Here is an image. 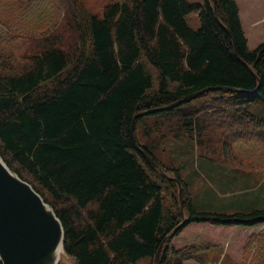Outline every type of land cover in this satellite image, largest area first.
Segmentation results:
<instances>
[{
  "label": "trees",
  "instance_id": "16d2710c",
  "mask_svg": "<svg viewBox=\"0 0 264 264\" xmlns=\"http://www.w3.org/2000/svg\"><path fill=\"white\" fill-rule=\"evenodd\" d=\"M214 2L217 18L212 0H117L86 15L68 0L64 28L41 35L32 50L24 36L0 44V157L52 207L73 264H154L182 220L178 182L186 221L163 241L155 264H208L207 252L219 247L173 244L194 225L220 233L264 226L261 208L196 207L191 180L157 156L166 137L202 146L209 128L225 124L226 136L218 137L225 160L233 142L264 128V118L248 109L264 103V39L250 50L237 2ZM194 10L196 28L187 20ZM207 87L220 88L134 118ZM132 125L137 146L175 179L135 147Z\"/></svg>",
  "mask_w": 264,
  "mask_h": 264
},
{
  "label": "rangeland",
  "instance_id": "374dc122",
  "mask_svg": "<svg viewBox=\"0 0 264 264\" xmlns=\"http://www.w3.org/2000/svg\"><path fill=\"white\" fill-rule=\"evenodd\" d=\"M68 0H36L26 2L25 0H0V44L4 45L5 41L13 42L22 41L24 36V48L32 50L35 45L39 44V37L45 35L50 29L62 25L64 19L69 12L68 8H64V2ZM79 7L81 14L96 13L99 14L103 10L105 4L117 0H69ZM239 6V15L242 18L241 25L247 40L262 41L264 39V0H235ZM192 3L201 2V0H190ZM260 17L261 21L251 24L252 18ZM240 18V20H241ZM188 23L191 27L196 28L199 24L197 11H192L187 16ZM48 28L46 31L44 29ZM56 30V29H55ZM54 30V31H55ZM53 31V32H54ZM19 36V37H18ZM5 37L7 39H3ZM65 41L60 45H65L66 49H71V44ZM256 44V43H255ZM250 46H253L252 43ZM250 50L252 48L248 47ZM147 68L153 75L156 85V73L154 69L147 65ZM249 111L264 118V103H250ZM212 124V123H211ZM224 124V123H223ZM226 126L222 133L220 130H212L209 128L204 135V144L197 146L193 139L185 136L166 137L162 140L157 151L158 158L165 163H172L180 170L181 177L189 182L191 180L190 192H196L198 185H209L218 189L214 185L213 179L223 166L238 167L242 170V175H250L252 171L257 172L264 185V133H258L255 130V136L251 139H245L243 142H233L230 146L225 160L220 155L221 140L220 136H226ZM170 136V135H169ZM207 137V138H206ZM209 141V142H208ZM211 148H208L207 147ZM210 156L215 162H205V156ZM260 194L264 196V191L260 190ZM245 199L241 195L235 193H223L219 187L217 191H210L206 194L196 195V207L201 210H221L233 212L236 210L250 211L255 208L264 209V197ZM231 232L225 236L229 242L228 252L220 245L218 249H210L206 254L208 264H264V226H256L250 230L238 228L234 226ZM232 238V239H230ZM250 238L255 239L252 241ZM250 240V242H248ZM203 244V243H201ZM211 245V244H205ZM67 264H73V260L65 254ZM148 258H141L130 264H146Z\"/></svg>",
  "mask_w": 264,
  "mask_h": 264
},
{
  "label": "water",
  "instance_id": "95a60500",
  "mask_svg": "<svg viewBox=\"0 0 264 264\" xmlns=\"http://www.w3.org/2000/svg\"><path fill=\"white\" fill-rule=\"evenodd\" d=\"M212 4L217 18L214 0H212ZM221 25L231 36L234 53L239 58L231 32L225 25ZM244 64L248 67L246 63ZM216 88L220 87H207L190 93L169 105L146 109L136 114L134 118L148 112L166 109L169 106L194 98L207 90ZM131 134L135 147L152 167L164 176L169 177L147 152L137 146L133 136V125ZM169 178L173 177L170 176ZM178 199L182 220L164 240L186 221L179 182ZM63 238L64 231L61 221L52 207L43 200L41 195L28 182L11 171L0 157V264H67L66 253L64 252L63 255L58 254L59 247L63 248ZM163 241L155 253L154 264L157 263L159 258Z\"/></svg>",
  "mask_w": 264,
  "mask_h": 264
},
{
  "label": "crops",
  "instance_id": "0c3cea01",
  "mask_svg": "<svg viewBox=\"0 0 264 264\" xmlns=\"http://www.w3.org/2000/svg\"><path fill=\"white\" fill-rule=\"evenodd\" d=\"M239 8V6H238ZM240 11V10H239ZM261 17L262 20H264V15ZM241 18V17H240ZM252 18L251 24L258 23L260 20V17ZM242 21V18H241ZM253 22V23H252ZM242 24V23H241ZM261 41L256 40V44L254 43V40H247V47L255 48ZM252 43L253 46H250ZM261 132L264 133V128L261 129L258 134ZM206 162V161H205ZM242 170L238 167H227L223 166V168L220 169L218 174H215V177L213 179L214 185L216 187L221 188L222 194L229 192V193H235L237 195L243 196L245 199L248 198H260L263 195L260 194V190L264 191V185L261 182V178L259 177L257 172L252 171L250 175H242ZM218 189H215L213 186L209 185H201L196 188L197 195L206 194L210 191H217ZM264 197V196H263ZM231 227L228 231H224L222 233L220 232H213L212 228L207 223H200L197 225H194L193 227L187 228L184 231H182L177 237L173 239V244L175 247H179L185 244H211V245H220L223 246L224 249L222 251L228 252V246L229 242L225 236H228L227 234L231 232ZM241 228V227H239ZM254 228V227H252ZM252 228H242L245 230H250ZM233 230V229H232ZM224 234L225 236L222 238L219 235ZM232 239V238H230ZM189 263V262H188Z\"/></svg>",
  "mask_w": 264,
  "mask_h": 264
},
{
  "label": "bare ground",
  "instance_id": "6f19581e",
  "mask_svg": "<svg viewBox=\"0 0 264 264\" xmlns=\"http://www.w3.org/2000/svg\"><path fill=\"white\" fill-rule=\"evenodd\" d=\"M58 254L59 255H63L64 254V251H63V248L62 247H59Z\"/></svg>",
  "mask_w": 264,
  "mask_h": 264
}]
</instances>
